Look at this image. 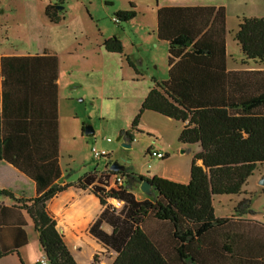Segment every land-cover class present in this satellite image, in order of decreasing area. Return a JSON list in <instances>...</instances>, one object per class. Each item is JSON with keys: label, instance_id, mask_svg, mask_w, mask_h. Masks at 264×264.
<instances>
[{"label": "trees", "instance_id": "16d2710c", "mask_svg": "<svg viewBox=\"0 0 264 264\" xmlns=\"http://www.w3.org/2000/svg\"><path fill=\"white\" fill-rule=\"evenodd\" d=\"M130 7L115 14L116 24L136 17V6L130 2ZM62 14L57 6L46 7L45 15L53 24L60 22ZM239 21L235 41L242 64L264 68V18ZM227 33L225 7L157 10V36L169 44L168 79L154 80L132 129L138 128L145 111L158 113L184 124L179 143L198 145L200 152L193 158L187 184L148 178L126 168L107 172L123 177L122 185L109 191L93 186L92 192L106 209L91 233L116 252L112 264H264V224L242 218L255 214L250 200H242L230 218L217 219L213 210L214 196L241 195L264 164V70L229 71ZM103 46L108 52H123L116 36ZM58 66L54 55L0 57V163L13 166L36 188L30 199L0 191L15 203L0 205V259L27 243L21 228V241L15 239L11 245L4 241L14 226L24 225L10 220L25 211L48 264H78L47 206L71 186L57 183L61 178ZM122 135L127 143L133 141L130 132ZM95 180L89 175L76 186L87 189ZM143 181L152 185V192L138 201L130 189ZM108 199L125 203L119 215L111 211ZM103 223L112 228L111 234L100 229Z\"/></svg>", "mask_w": 264, "mask_h": 264}, {"label": "rangeland", "instance_id": "374dc122", "mask_svg": "<svg viewBox=\"0 0 264 264\" xmlns=\"http://www.w3.org/2000/svg\"><path fill=\"white\" fill-rule=\"evenodd\" d=\"M260 1L66 0L60 5L58 0H0V54L54 52L58 56L61 149L63 165L73 172L72 180L105 171L110 161L96 158L94 148L107 152L112 163L117 162L130 172L155 173L167 179L176 162L189 159L198 149L180 147L177 141L173 144V135L181 123L157 113L145 111L138 128L132 129L154 80L168 78V46L156 36L157 5H229V61L236 64L241 60L234 42L237 14L259 11L264 4ZM130 2L136 6V17L116 24L115 14L130 10ZM48 5L62 7L58 24L51 23L45 15ZM114 36L122 41V54H103L97 44ZM87 127L93 128V135L82 133ZM126 132L133 136L131 148L122 147L127 143L122 135ZM120 136L123 139L118 141ZM165 142L171 149H166ZM150 147L162 153L167 151L169 161L151 158ZM1 177L8 184L21 185L5 174ZM263 178L264 164L249 178L241 195L214 196L215 218L231 217L238 204L248 198L255 214L247 216L264 222ZM14 261L5 258L1 263L20 264L18 258Z\"/></svg>", "mask_w": 264, "mask_h": 264}, {"label": "crops", "instance_id": "0c3cea01", "mask_svg": "<svg viewBox=\"0 0 264 264\" xmlns=\"http://www.w3.org/2000/svg\"><path fill=\"white\" fill-rule=\"evenodd\" d=\"M260 2L264 3V0H261ZM189 6L190 7H197V6L217 7V8L225 7L226 27H227V32H228L226 36V55H227L226 64H227V69L229 71L264 70V68H257L255 65H253L252 62H249L247 65L242 64L243 55L236 41L234 42L236 44V47L239 50V55L241 57V60L239 63L235 62L236 64H233L229 61L231 57L230 56L231 52L229 48L230 46H229V42L227 38L229 35V31H228L229 29V16H228L229 15V5L227 6H223L222 4H218V5H210V4H201V5H193V4H173V5L165 4L163 5L162 4V5H157L156 7V36H157V10L158 8H161V7H189ZM259 7H260L259 11L256 10L252 13L243 14V15L237 14L238 26L240 22L239 19L241 17L264 18V4L260 5ZM238 26L237 28H234L236 29V32L238 30ZM105 40H107V38L102 39L101 42L100 43L98 42L99 44L97 45L99 46L103 54L112 53V52H108L104 48L103 43ZM160 41H163V40H160ZM163 42H166V41H163ZM166 43H167V46L169 47L168 42ZM36 55L57 56L54 52H45L43 54H36ZM36 55L0 54V57H13V56L21 57V56H36ZM58 62H59V58H58ZM168 71H169V66H168ZM166 80H162V81H166ZM58 83H59V66H58V78L56 81V85L58 86L57 110H58V122H59V145H60L59 165L61 169V178L57 183H59L61 186H65V185H71V186L63 190L61 193H59L57 196H55L53 199H51L48 202L47 204L48 210L55 217L57 221V228L59 232L63 234L65 242L71 254L73 255V257L75 258L78 264H93L95 263V260L97 264H112V262L116 258V252L112 248L106 247L101 241H99L97 237H95L91 233V228L97 222V220L99 219L103 211L106 209V206H102L99 198L92 192L93 186L99 185L103 187L104 189H106V191H109L110 189L115 188L117 186L113 182L114 175L107 174V172L110 171L109 167H111L113 163L110 157L108 159L110 162L107 168L105 169V171L101 173H97V172L87 173L83 177L77 180H72L71 174L73 172L72 171L69 172V170L66 169L65 165H63L61 138H60V97H59V84ZM181 125L182 126L180 128H177L178 131L175 133V137L173 135V144H174V141H177L180 147H184L183 145L179 143V140H178L179 135L184 127V124L181 123ZM82 133H83V130H82ZM165 143L167 145L166 149H171L168 146V143L167 142ZM194 146L197 147L198 151L192 152L191 157L189 159L176 162V165L174 167V172L169 175V178H167L168 180H171L177 183H182V184H187L190 181V169H191L193 158L195 154L200 152V147L198 145H194ZM151 149L154 150L152 147H150L148 149V154ZM156 151H161V150L158 149ZM163 153L168 156L167 158L163 160L169 161L170 155L168 154V152L166 151ZM182 153H186V150L183 151ZM198 164L201 165L202 162L199 161ZM2 174H5L6 176L10 178L12 177L15 181L21 182V185L16 186L15 184H8L5 181L0 180V191L8 190L14 193L16 197H24L28 199L35 197L36 188H35L34 183L28 180L22 174H20L13 166H11L10 164L4 163V162L0 163V177L2 176ZM106 174L108 176V181L107 180L105 181ZM89 175L94 176L96 178L93 184H91L87 189H82L76 186V184L80 180L84 179L86 176H89ZM139 175H144L148 178H151L153 176L164 178L162 175H158L155 173L153 174L150 173L147 175L140 173ZM124 182H126L125 179H124ZM140 185L141 184L134 183L130 189V192L134 194L135 198L138 201H144L148 198V195L142 193V191L140 190ZM244 195H247V194H244ZM14 204L15 203L10 198L0 194V205L6 206V207H12ZM107 205L110 206L111 211L113 210L115 211L114 214L117 216L124 209L125 203L123 201H119L116 199H108ZM11 218H9V220ZM242 218L253 220L261 224H264V222H260L256 219L249 218V216L247 215L243 216ZM10 223L12 224L23 223L24 225L22 227L14 226V229H11L10 233H7L8 235L6 234L4 236V241H6L7 245L13 244L14 243L13 241L15 239L21 241L22 238H24L23 237L24 235L22 231L20 230V228L25 232L27 243L24 246H21L16 253L1 258L0 264H2L1 261L5 258H13V262H15L14 261L15 258H18L20 264H38L42 259H45V255L43 251L41 250V247L39 244L38 234L35 231L33 220L31 219L29 214L23 211L22 215L18 219H13V220L11 219ZM100 229L108 234L112 233V228L107 223H103Z\"/></svg>", "mask_w": 264, "mask_h": 264}, {"label": "water", "instance_id": "95a60500", "mask_svg": "<svg viewBox=\"0 0 264 264\" xmlns=\"http://www.w3.org/2000/svg\"><path fill=\"white\" fill-rule=\"evenodd\" d=\"M59 10H62L61 6H58ZM85 135L89 136V135H93V128L92 127H87L85 130ZM123 139L122 136H120L117 140L121 141ZM122 147L124 148H131V144L129 143H123ZM125 166L120 165L117 162H114L111 167H110V171L112 172H123L125 170ZM261 184L264 185V178L261 180ZM140 190L142 191V193L146 194V195H150L152 192V185L148 182V181H143L140 185Z\"/></svg>", "mask_w": 264, "mask_h": 264}, {"label": "built area", "instance_id": "2783aa9c", "mask_svg": "<svg viewBox=\"0 0 264 264\" xmlns=\"http://www.w3.org/2000/svg\"><path fill=\"white\" fill-rule=\"evenodd\" d=\"M93 153L95 155L96 158H102L103 156H107L108 153L105 152V151H98L96 148L93 149ZM149 154L152 158H156V159H160V160H163L166 158V155L164 153H162L161 151H155V150H150L149 151ZM114 180L113 182L116 184V185H122L124 183V178L119 176V175H114L113 176ZM39 264H48L46 258L45 259H42ZM93 264H97V263H93Z\"/></svg>", "mask_w": 264, "mask_h": 264}]
</instances>
